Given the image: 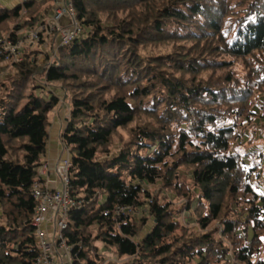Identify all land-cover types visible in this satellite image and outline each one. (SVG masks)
I'll list each match as a JSON object with an SVG mask.
<instances>
[{
    "label": "trees",
    "instance_id": "1",
    "mask_svg": "<svg viewBox=\"0 0 264 264\" xmlns=\"http://www.w3.org/2000/svg\"><path fill=\"white\" fill-rule=\"evenodd\" d=\"M48 2L0 6V37L46 22ZM71 2L80 33L57 49V61L42 67L24 53L0 82V264L39 256L32 186L59 97L34 90L55 83L69 90L61 141L72 196L83 204L65 237L80 243L78 260L264 264V194L236 151L237 121L263 111L252 106L264 94V0ZM116 206L132 213L117 217ZM181 211L194 214L199 232L180 224ZM96 241L118 261L92 254Z\"/></svg>",
    "mask_w": 264,
    "mask_h": 264
},
{
    "label": "built area",
    "instance_id": "2",
    "mask_svg": "<svg viewBox=\"0 0 264 264\" xmlns=\"http://www.w3.org/2000/svg\"><path fill=\"white\" fill-rule=\"evenodd\" d=\"M80 29L75 19L71 0L53 9L50 21L33 28L15 29L11 34L0 37V64H18L24 59V45L39 49L48 37H53L55 48L49 54L52 65L57 61V49L72 43L79 35ZM48 65V66H49ZM64 102V100H63ZM62 103L60 102L58 106ZM67 157L58 161L55 166L56 175L60 181V190H49L44 184L47 165L44 163L38 170L37 178L32 186V197L37 203L31 226L38 244L39 256L35 264H75L80 243L68 245L65 232L68 229L69 214L80 210L82 201H76L72 196L69 169L71 161L68 150ZM108 213L105 212V215ZM130 207L116 206L112 212L115 216L131 214ZM50 225L51 235L43 228ZM77 247V248H75ZM104 264V263H103Z\"/></svg>",
    "mask_w": 264,
    "mask_h": 264
},
{
    "label": "rangeland",
    "instance_id": "3",
    "mask_svg": "<svg viewBox=\"0 0 264 264\" xmlns=\"http://www.w3.org/2000/svg\"><path fill=\"white\" fill-rule=\"evenodd\" d=\"M22 29L25 30L24 28ZM12 31H15V28L9 29V32H7L4 36H6L7 34H11ZM49 41H50L49 38H47L43 42L44 46H42L41 48L42 49L41 54L40 52H38V49H36V47L28 48L27 44H23L25 47L24 53L26 54L28 52L31 59H35V61H37L38 66L43 67L46 64L45 62L49 64L51 61V58L49 61V59L45 56V54L50 53L49 49L51 48H50ZM57 57H59L58 53H57ZM46 59L48 61H46ZM15 70H16L15 65L1 63L0 64V82L14 75L16 73ZM236 71L239 72L241 76H246L247 74L246 71L242 70V67L239 68V65H238V69L236 68ZM37 79H39L38 76H37ZM36 86H37L36 84L31 83L29 88L31 90L32 88H35ZM51 86L52 87L49 88L48 91H46V93H41L39 92L38 89H36L34 90V94L35 95L40 94L42 97L47 98L49 95V91H51L53 94L59 93L57 95V97H59V99L57 98L58 105L60 102L62 103L61 106L64 105L65 109L67 110L66 114H67V119H68L69 118V103H68L69 95L67 94L69 93V90L67 93L66 88L63 87V85L59 83L52 84ZM62 96L66 98L64 99V102H63ZM252 107L263 109V111L261 110V113H260V110L259 111L256 110V113H259V115L258 117L254 118L253 122L250 124L249 122L248 123L244 122V120L237 121L238 126L236 128V131H238V133L240 134L241 139L243 141L242 142L243 145L237 146L236 151L241 156L242 160H244L247 165L249 164L251 169L253 170L255 169L252 172V178L250 182L252 183L253 188L257 192H259L260 190H264V140H263L264 126L262 127V125L264 124V94L256 97V99L253 102ZM53 110L54 109L51 110V113ZM261 114H262V119L258 120ZM122 134L125 135L123 132ZM246 139L247 141L244 142ZM261 194H264V192L262 191ZM179 203L180 202H177L178 207H179ZM177 216L178 217L176 219L180 222V224L183 227H186L190 231H196V232L200 231L199 226L197 225L195 216L191 211L189 212L181 211ZM151 226H152L151 220H149L145 228L142 229L140 233V238H143L149 232ZM215 227L219 228L220 226L219 224L214 223L209 227V229L211 230ZM88 231L92 232L93 236L96 235V231H94L93 228L88 229ZM93 246L96 248L97 252L92 249V254H97L98 256H102L104 258V261H112L113 259H115V261H118L115 258L116 257L115 254L111 252L110 249L106 248V246L100 241L94 242ZM77 261L79 264H86V262L81 261L80 259L78 260V258H77ZM100 264H103V263L101 262Z\"/></svg>",
    "mask_w": 264,
    "mask_h": 264
},
{
    "label": "crops",
    "instance_id": "4",
    "mask_svg": "<svg viewBox=\"0 0 264 264\" xmlns=\"http://www.w3.org/2000/svg\"><path fill=\"white\" fill-rule=\"evenodd\" d=\"M41 0H0V6L4 7L8 10L14 9L15 7L22 5L23 2H34L38 3ZM66 0H49L48 3H46V7H50V11L48 15H46V21H50L53 9L56 6H59L63 4ZM42 46H44V43L39 47L38 51L42 52ZM46 53V52H45ZM55 94V93H54ZM59 93H56L57 96ZM63 100L65 99L64 96H62ZM67 110L65 109L64 105L57 106L52 111V126L50 129V137L48 140V146H47V153L45 157L42 160L41 164L47 165L46 170V177H43L44 184L49 190L52 191H58L60 190V181L56 175L55 172V166L61 159H64L67 157L65 147L61 141V133L62 129L67 121ZM43 228L46 230V232L51 235V227L50 225H44Z\"/></svg>",
    "mask_w": 264,
    "mask_h": 264
}]
</instances>
